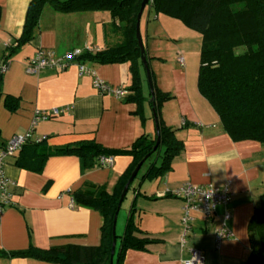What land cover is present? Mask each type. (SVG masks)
Segmentation results:
<instances>
[{
	"label": "crops",
	"instance_id": "0c3cea01",
	"mask_svg": "<svg viewBox=\"0 0 264 264\" xmlns=\"http://www.w3.org/2000/svg\"><path fill=\"white\" fill-rule=\"evenodd\" d=\"M29 3L0 0V64H9V69L0 75V150L11 138L27 134L37 110L54 108L68 111L38 124L33 133L35 140L46 139V145L52 149L95 141L105 149L121 151L130 149L142 136L154 139L156 125L147 101L143 119L136 115V104L102 96L93 86L97 78L129 90L130 63L99 65L76 60L64 71L26 74L27 66L40 50L63 57L75 50L97 53L120 43L122 37L114 32L111 14H59L46 7L34 38L19 46ZM150 13L154 12L148 15L146 37L141 35L156 85L171 97L162 108L161 119L166 127L177 130L176 138L184 144V150L172 161L171 171L154 181L142 182L152 163L142 176L141 170L153 157L146 161L129 189L120 209L121 212L127 205L122 229L133 210L134 223L143 233L139 237L146 236L157 243L147 246L145 251H128L123 264H184L190 260L191 250L202 253L203 264H247L248 226L264 194V146L248 141L234 143L230 139L218 115L198 90L199 72L190 65V57L200 53L179 47L172 65V19L154 15L157 23L150 24ZM143 25L142 18L141 31ZM180 42L184 43L183 38ZM181 58L184 65L179 63ZM78 64L92 74L80 76ZM142 82L148 98L144 75ZM7 97L17 100L13 103L16 107L10 109L6 105ZM20 153L6 160L5 174L13 182L9 189L12 205L0 215V251L22 252L31 245L44 251L67 246L98 247L103 218L99 212L75 204L73 194L85 184L104 186L111 194L132 158L112 157V167H101L97 160L95 168L83 171L77 157L55 156L48 158L37 174L16 166ZM228 181L232 182L233 193V218L229 223L233 238L217 243L218 223H206L202 215L196 214L186 247H182L183 203L166 196L186 183L222 187ZM223 212V208L218 209L219 215ZM0 264L54 263L33 258H0Z\"/></svg>",
	"mask_w": 264,
	"mask_h": 264
},
{
	"label": "trees",
	"instance_id": "16d2710c",
	"mask_svg": "<svg viewBox=\"0 0 264 264\" xmlns=\"http://www.w3.org/2000/svg\"><path fill=\"white\" fill-rule=\"evenodd\" d=\"M29 1L23 33L18 40L19 46L30 43L34 38L46 7L59 14H111L114 32L121 35L122 41L101 52L92 53L87 50L77 60L99 65L131 64L132 86L127 89L130 95L125 100L137 105L136 115L143 119L146 101L154 110L158 120L160 145L154 152L157 136L154 139L142 136L130 149L121 151L105 149L95 141L55 149L46 145V139L26 145L21 150L16 166L37 174L42 172L48 158L55 156L77 157L83 171L95 168L101 157L130 156L133 161L119 178L111 194L106 187L92 184H85L73 194L75 204L95 210L103 218L98 247L67 246L44 251L31 245L22 252L0 251V258H33L54 264H110L113 221L132 173L147 155H151V159L163 151L161 165L152 164L142 182L164 177L171 171L172 161L184 150V144L176 138L177 130L166 127L161 119L162 108L171 97L158 89L147 50L153 93L149 91V97L146 98L143 92L142 75L145 77L146 73L141 62L136 24L144 0ZM147 9L156 16L179 20L188 29L202 35L198 76L201 96L214 109L224 132L234 143L248 141L264 146V0H150L144 14ZM14 102L17 100L7 97L6 105L10 109L16 107L13 106ZM131 187L132 185L129 189ZM142 234L134 223L132 210L124 235L116 238L113 264H123L126 253L130 250L145 251L147 246L157 243L146 236L140 238ZM248 235L250 250L247 264H264V194L250 220Z\"/></svg>",
	"mask_w": 264,
	"mask_h": 264
},
{
	"label": "built area",
	"instance_id": "2783aa9c",
	"mask_svg": "<svg viewBox=\"0 0 264 264\" xmlns=\"http://www.w3.org/2000/svg\"><path fill=\"white\" fill-rule=\"evenodd\" d=\"M83 54L80 50H75L67 53L63 57H58L52 51L40 50L36 57L29 63L26 68L28 75H40L47 70H66ZM179 63L184 65L183 58L179 59ZM9 69L7 62L0 64V75H3ZM79 75L92 74L84 65L78 64ZM94 88L98 93L105 97L122 100L130 95L127 89L113 87L100 79H94ZM68 109L54 108L50 110H37L35 112L31 129L27 134L15 136L11 138L3 149L0 150V215L6 207L12 205L11 194L9 189L13 182L5 174L6 160L13 158L26 145L31 142H41L45 139L33 138L35 127L38 124L61 117ZM98 164L101 167H112L114 160L112 157H101L98 159ZM232 182H226L222 187L213 186H198L192 183H186L183 186L172 191V196L181 200L183 203V235L181 239L182 247H186L187 238L192 232V225L195 221L194 215H202L206 223H218L215 230V239L217 243L233 238V232L230 229L229 223L233 215L230 210V205L233 201V193L231 191ZM223 208L224 212L219 215L218 209ZM204 258L202 253L197 250H191V258L184 264H203Z\"/></svg>",
	"mask_w": 264,
	"mask_h": 264
},
{
	"label": "rangeland",
	"instance_id": "374dc122",
	"mask_svg": "<svg viewBox=\"0 0 264 264\" xmlns=\"http://www.w3.org/2000/svg\"><path fill=\"white\" fill-rule=\"evenodd\" d=\"M149 12L148 9L146 11V13L143 16V28L141 33L143 34V37H146V33H145V25L147 22V20H149ZM150 24H154L157 23L153 18L155 13H150ZM162 16V15H161ZM163 17V16H162ZM180 38H183L184 43L180 42ZM170 40V39H169ZM172 41L170 42L169 46L172 47V65L174 64L173 59L176 57V50L180 47V49L188 51L190 53H195L196 51H198V54L201 53V47H202V35L198 32L192 31L190 29H188L181 21L176 20L174 18H172ZM164 45V44H162ZM163 50V49H162ZM161 50V51H162ZM163 52V51H162ZM191 61H190V65L195 68V71L197 70V72H199V68H200V54L199 55H193L191 54L190 57ZM176 59V58H175ZM144 90L146 92V94H149V86H148V81L146 78V75L144 77ZM149 96V95H148ZM150 107V106H149ZM152 110V116H153V109ZM163 156V151L160 152V154H156L152 160H150L141 170L140 176H142L143 173H145L147 171V169L149 168L150 163L155 164L161 163V159ZM127 215V205L124 204L123 206V210L119 213V217H118V221H117V225H116V236L119 237L120 236V232H122V236L125 232V228L122 229V220L124 219V217H126Z\"/></svg>",
	"mask_w": 264,
	"mask_h": 264
},
{
	"label": "water",
	"instance_id": "95a60500",
	"mask_svg": "<svg viewBox=\"0 0 264 264\" xmlns=\"http://www.w3.org/2000/svg\"><path fill=\"white\" fill-rule=\"evenodd\" d=\"M149 1L150 0H144L142 5H141V9H140V12L138 14L137 24H136V37H137V42H138V46L140 49L141 62L143 64V67H144V70L146 73V78L148 81V86H149L150 92L152 94L153 93V87H152L151 73H150V68L148 65L145 45L143 43V39H142V35H141V21H142L143 14L145 12V9H146ZM153 118H154L155 125H156V136H157L156 146L154 147V152H155L160 145V134H159V129H158V120H157V116H156V113L154 112V110H153ZM150 156L151 155H147L143 159V161L136 167V169L132 173V175H131V177H130V179H129L127 185L125 186L123 193L121 195V199H120L119 205H118V210H117V213H116L114 221H113V228H112L113 244H112L111 257H110V264H113V262H114V257H115L116 247H117L116 225H117V220H118V215H119L120 209L122 207L123 201L125 200V197H126L128 191H129L130 186L133 184V182L137 178L138 174L140 173L142 166L146 163V161L150 158Z\"/></svg>",
	"mask_w": 264,
	"mask_h": 264
}]
</instances>
